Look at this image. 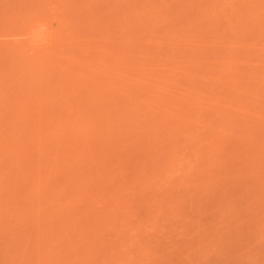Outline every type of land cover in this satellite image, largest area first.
<instances>
[{"label": "rangeland", "instance_id": "rangeland-1", "mask_svg": "<svg viewBox=\"0 0 264 264\" xmlns=\"http://www.w3.org/2000/svg\"><path fill=\"white\" fill-rule=\"evenodd\" d=\"M0 264H264V0H0Z\"/></svg>", "mask_w": 264, "mask_h": 264}]
</instances>
